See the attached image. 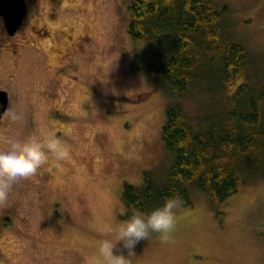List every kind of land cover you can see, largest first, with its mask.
<instances>
[{
	"label": "rangeland",
	"instance_id": "1",
	"mask_svg": "<svg viewBox=\"0 0 264 264\" xmlns=\"http://www.w3.org/2000/svg\"><path fill=\"white\" fill-rule=\"evenodd\" d=\"M132 1L22 0L13 34L0 16V134L53 138L68 151L0 197V264H94L98 241L132 212L123 185L168 166L165 94L131 69L133 51L147 50L128 34ZM214 1L227 5L226 31L263 70L264 0ZM197 98L181 101L189 117ZM191 200L166 238L137 244L133 264H264L263 178L242 182L220 216L201 191L191 188Z\"/></svg>",
	"mask_w": 264,
	"mask_h": 264
},
{
	"label": "trees",
	"instance_id": "2",
	"mask_svg": "<svg viewBox=\"0 0 264 264\" xmlns=\"http://www.w3.org/2000/svg\"><path fill=\"white\" fill-rule=\"evenodd\" d=\"M131 69L166 97L161 127L168 166L145 170L142 184H124L123 206L150 211L178 195L192 205L201 191L218 216L240 184L264 179V69L225 29L227 5L214 0H133L128 7ZM199 93L195 114L181 101ZM130 213V212H129ZM127 213V214H129Z\"/></svg>",
	"mask_w": 264,
	"mask_h": 264
},
{
	"label": "clouds",
	"instance_id": "3",
	"mask_svg": "<svg viewBox=\"0 0 264 264\" xmlns=\"http://www.w3.org/2000/svg\"><path fill=\"white\" fill-rule=\"evenodd\" d=\"M49 154L65 159L68 151L53 138L21 137L11 131L0 134V197L14 182L34 176L47 163ZM182 206V199L173 195L150 211L133 210L98 241L94 264H133L137 244L154 234L166 238L174 230L176 212Z\"/></svg>",
	"mask_w": 264,
	"mask_h": 264
},
{
	"label": "water",
	"instance_id": "4",
	"mask_svg": "<svg viewBox=\"0 0 264 264\" xmlns=\"http://www.w3.org/2000/svg\"><path fill=\"white\" fill-rule=\"evenodd\" d=\"M24 14L22 0H0V16L4 21L5 30L13 34L19 27ZM8 103L7 93L0 90V117L4 113Z\"/></svg>",
	"mask_w": 264,
	"mask_h": 264
}]
</instances>
